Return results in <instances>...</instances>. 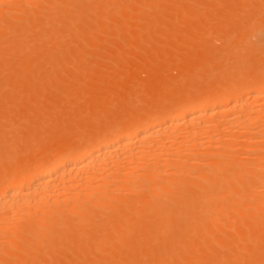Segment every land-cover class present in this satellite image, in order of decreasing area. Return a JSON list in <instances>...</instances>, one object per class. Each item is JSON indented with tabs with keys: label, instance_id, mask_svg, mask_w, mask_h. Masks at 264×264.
Instances as JSON below:
<instances>
[{
	"label": "bare ground",
	"instance_id": "1",
	"mask_svg": "<svg viewBox=\"0 0 264 264\" xmlns=\"http://www.w3.org/2000/svg\"><path fill=\"white\" fill-rule=\"evenodd\" d=\"M4 1L7 3L6 9L9 12L20 8V6L24 7V5L37 6L41 0H21V3L15 0H0V3ZM58 1L60 2L59 4L57 3ZM71 1L72 0H57L56 2H51L50 5L48 4L49 6L53 5V8L56 4L58 10L51 18L50 22L52 25H56L55 23L57 21H62L67 17L72 7L78 6L75 2ZM113 1L115 0H103L102 3L111 4ZM23 10L24 11L21 10L23 18L25 15H28L27 19L31 21V23H29L28 20L26 21L30 24V27L27 23L25 25L28 29V31H26L27 33L32 30L31 28L41 23L40 21V23H38V19L41 17L35 18L37 13L32 11L25 12L27 11L26 9ZM25 19L26 18H24V20ZM7 21L9 20L6 17L4 18L3 14V22L6 24V27L10 24L7 23ZM14 25L15 24L12 23V26ZM50 27L52 26L48 25L46 29H50ZM43 28L45 29V27ZM44 29L39 30L42 32L46 30ZM244 31L245 30L242 32ZM22 32L24 33L25 31ZM34 32H37V36L40 34L38 38L43 36L44 38H40V40L42 39L43 41L48 40L51 36L50 34H52L51 29L48 31L50 34L47 36L49 37L44 36V32L42 33L43 35L37 30ZM96 32L97 31H95V33ZM23 33H17L19 36L17 42L15 40L17 39L15 38L16 36L13 39L15 41L14 44L24 47H21V49H23L22 52L28 47L27 44H25L28 40H26V35L24 36ZM29 33L31 34V32ZM29 33H27V36L30 35ZM84 34H82V36H85ZM56 35L57 34H55L54 37H56ZM21 36L24 37L20 39ZM30 36L35 35L31 34ZM69 37L68 39H70ZM61 39L58 38V41ZM13 40L11 41L13 42ZM53 41L58 42L57 39ZM61 41H59V43H54L60 44ZM69 42L71 44V41ZM229 42L230 41H228V43ZM6 43H8V41ZM23 43L24 45H22ZM32 43L36 47L37 44H41V41H37V43L33 41L29 43L30 46ZM14 44L12 46H15ZM30 46V49L35 48L34 46L31 48ZM42 46H44V44ZM20 47L15 49L18 51ZM37 47L36 51L40 50L42 55V50L47 48L46 45L42 48L39 47L40 49ZM48 48L50 49L51 47L48 46ZM48 48L46 50H48ZM181 48L183 47L181 46ZM2 49L4 50L5 48ZM40 51L36 52V54L38 55ZM53 53L54 51L50 53L51 56H49V53L46 54L52 58L53 55L58 56L55 54L56 52ZM68 53L70 54V52ZM253 53L256 54L257 52ZM238 54H240V52ZM30 55L32 54L30 53ZM63 58L64 62H66V57ZM74 58L75 62H78L76 61L78 60L77 57ZM210 58L211 57H208V60ZM34 59L33 61H35ZM211 60L212 58L210 61ZM82 65L84 64L82 63ZM60 66L62 67L61 64ZM86 67L87 66L83 67L84 69L82 70H87L88 68L85 69ZM209 67L211 66L209 65ZM23 70L25 69L22 68V73ZM59 70L62 69L60 68ZM212 71L214 70L212 69ZM56 73L57 72H55V74ZM224 74L226 73L224 72ZM58 75H55L56 78ZM242 76L240 78H242ZM207 77L204 78L206 79ZM58 78H60V76H58ZM207 80L210 81L208 78ZM139 83L140 82H137L138 85ZM182 83L184 84V82H181V84ZM192 83L193 81L191 84ZM53 84L50 81L48 85L52 86ZM204 84L208 83L204 81ZM201 85L200 87H205V85ZM244 85L245 86H242V92L249 96L242 94L245 97L241 95V97L237 96L234 98L226 93L218 92L214 95H204L203 97L201 95V97L198 98L199 100L195 99L193 101L191 99L192 102L185 98L186 100L183 99L184 102L177 105V107L179 106L177 109H175L176 107L173 108L174 113L171 109V115L162 116L163 114L160 115V113H155V116H148V119L142 117L135 124L124 127L122 131L115 128L119 133L114 136H110L112 134L102 136L96 140L97 142L90 139L82 142L79 141L78 143L76 142L75 148L71 144V146H73L71 147L73 149H71V151L67 149L69 148L67 147L69 145H67L66 147L64 146L65 149H59L57 152L55 151V153L50 152V154H53L51 157L52 159H44V161L41 157L39 160L38 157H34L36 159L34 161L33 158L32 165L38 164L31 167V170L26 173H22L21 175L18 174L15 176L16 178L12 177L13 174L8 176V173L5 175V177L0 180V263L44 264L45 262L48 264H104V260L108 261V256L110 257V254H112L113 262L115 263L111 261V264H120L121 261L118 260L124 259V255L127 257L123 260L124 263L122 261L123 264H264V82L262 81L255 86L249 84ZM235 87V85H231L228 87V90H232ZM43 88L46 89V87ZM137 90H139V88ZM162 92H164V90ZM145 96L144 93L143 98H145ZM103 97L101 98L104 99ZM157 98H159V96ZM37 99L35 98L34 100L37 101ZM63 100L65 101L66 99ZM106 100L104 102H107ZM132 101H135V99L132 98ZM41 102L43 101L41 100ZM163 102L166 101L163 100ZM97 104L98 103H95V105ZM133 104L137 105L136 102ZM155 104L156 103L153 105L155 106ZM36 105L39 104L36 103L35 106ZM143 105L147 106L145 104ZM98 106L100 105L98 104ZM163 107L161 106L159 109ZM36 108H38V106ZM36 108L34 110H37ZM132 108L130 107V109ZM148 108L149 107H147V109ZM38 109L41 110L44 108L39 107ZM48 111L49 110L45 111V113ZM149 111H151V109ZM10 112H13V110ZM50 112H48V114ZM142 112L144 113V111ZM12 114H8V117ZM37 114H40V112ZM203 115H205V117ZM82 116L80 118H83L85 115ZM13 117L15 116H12V118ZM202 117L205 119L203 120ZM206 118L209 120L206 121ZM34 119L36 118L34 117ZM103 119L105 118L103 117ZM113 120L111 121L113 122ZM116 121L122 122L120 119ZM96 122L97 121H95V123ZM95 123L94 125H96ZM116 126L117 124L115 127ZM112 129H114V127ZM19 136H21V134ZM23 161L25 162L28 160ZM13 162L12 164L10 163L11 166ZM16 164H18V162ZM11 166L9 165L8 167ZM23 167L24 165L22 168L20 166L21 169H23ZM15 171H18V168ZM1 176L4 175L1 174ZM214 243L221 244L223 250H218L219 252L213 250L212 245ZM76 245H83L85 250H90L93 254L87 252L89 254L87 255L86 251L82 248V251L87 255L86 257L82 253V255L77 253L76 256H73L68 251L72 257H69V255L68 258H66L68 253L65 251L68 249L71 250V248ZM121 245L129 249L132 248L131 253L119 254L121 253L119 252L117 254L115 250L118 248L122 249L120 248ZM151 248H154V251H150L149 249ZM209 249H212L210 253L207 251ZM73 252H75L74 248ZM100 252H102V254ZM65 254L66 257H64ZM62 255H64V258ZM109 261L107 264H110Z\"/></svg>",
	"mask_w": 264,
	"mask_h": 264
},
{
	"label": "rangeland",
	"instance_id": "2",
	"mask_svg": "<svg viewBox=\"0 0 264 264\" xmlns=\"http://www.w3.org/2000/svg\"><path fill=\"white\" fill-rule=\"evenodd\" d=\"M15 1L21 3V0H15ZM56 1L57 0H48V1L41 0L39 1L37 6L24 5V7L20 6V8L11 10L9 12L6 9L7 3H5V1L0 3L1 4L0 17H2L0 18V28L2 27L0 29V180L1 178L3 179V177H5V175H7L8 173H9L8 176L13 174L12 177L16 178L15 176H17L18 174L21 175L22 173L24 174L27 171L31 170L30 169L31 167H34L36 164H38L36 163L35 165H32L34 157L36 158L38 157V160L40 157L43 160L44 159L46 160L52 157L53 154H50V152L55 153V151L57 152L59 149L62 148L65 149L67 145H69L67 147L70 148L67 149L71 151L72 149L71 147L74 146L75 148L76 146L75 144H77L79 141L82 142L84 140H89V139L92 141H96L98 138L106 135L108 136L110 134H112L110 136H114L117 133H119V131H122L124 127L135 124L140 118L142 117L147 118L148 116L151 117L155 113L156 114L160 113V115L163 114L162 116L171 115L172 114L171 111L173 110V108L176 107L175 109H177L179 107V106L177 107V105L179 103L181 104V102H184L183 99L184 100L189 99V101H191L192 99L194 101L195 99L201 97V95L203 97L204 95H214L218 92L226 93L230 97L233 96L234 98L237 96L241 97L242 94L245 95V93L242 92V88H243L242 86H245L244 84L255 86L261 83L262 81L264 82V39H263L264 38V17H263L264 0H210V1L208 0H166V1L165 0H115L111 2V4L102 3L103 0H72L71 2H75L78 6L72 7L70 9V11L67 14V17L63 19L64 21L63 20L57 21L55 23L57 26L54 24L52 25L50 22L52 16L58 12L57 5L55 4L54 8L52 7L53 5L49 6L51 2H56ZM57 3L59 4L60 2L58 1ZM23 9L27 10L25 12L32 11L37 13L36 14L37 16L35 18L41 17L38 19V23L40 22L42 23L36 25L37 28L43 30L44 29L43 27H45L46 29L48 25L52 26L50 27L52 34L48 33V31H50L49 28H47L46 30L44 29L45 31L41 32L35 26L31 28L32 30L29 31L31 32L32 35L34 34L35 36H30L31 34L29 32L27 33H29L30 35L27 36L26 31H28V29L26 28L27 26L25 27V25L27 23V25L29 26L30 24H28V22L31 23V21L27 19L28 15H25L24 18L26 19L24 20L22 16L23 15L22 11H24ZM3 14H4V18L6 17L9 20L7 21V23H10L9 25H7V27L6 24L3 22ZM27 20L28 22H26ZM11 21L13 24H15L14 26H12ZM22 21H24L25 23ZM71 22H72V26H71ZM68 28H70L71 30ZM34 29L39 31L41 35H43L42 33L44 32L45 33L44 36L46 37H49L47 36L49 34L51 36L53 34L54 35L52 37L50 36L51 38L49 37L48 40L43 41L42 39L40 40V38H42L43 36L42 37L40 36L38 38L40 34L37 36V32L35 33ZM114 29L117 31H115ZM243 30L245 31L242 32ZM22 31H25L24 32L25 34ZM95 31H97L96 32L97 34L95 33ZM17 33L18 34L23 33L24 36L26 35L27 38L26 40L28 41L27 42L25 41L26 42L25 44H27L28 50L25 48L26 49L24 50L25 52L24 51L22 52L23 49H21V47L23 46L20 47L18 44H14L15 43V41L13 40L14 37L16 36L15 38H17L15 39L16 42L19 39ZM92 33L95 34L91 35ZM55 34H57L56 37H54ZM82 34H84L85 36H82ZM65 35L67 40L65 39ZM24 36H21L20 39L23 38ZM7 37L9 38V40ZM68 37L70 39H68ZM240 37L242 40L240 39ZM58 38L59 39L63 38L65 41L61 39L62 41L59 40L61 41L60 44H55L54 42L56 41L53 40L57 39L58 41ZM11 40H13V42ZM7 41L8 43H6ZM30 41L31 42L35 41V43H37V41L38 42L41 41V44L39 43L37 44V46H39L40 48L44 47L45 45L47 48L48 46H50L51 50L49 48L48 50H46L47 48H45L44 50L41 49L43 51V55L42 52L38 50L40 52L37 55L36 54V52H38L36 51L37 46L35 47L33 43L30 46L29 44L31 43ZM59 41L56 43H59ZM69 41H71V44ZM228 41L230 42L228 43ZM13 44L15 46H12ZM43 44L44 46H42ZM22 45H24V43ZM29 46L31 48L32 46H34L35 48H32L33 49L32 50L29 48ZM181 46L183 48H181ZM19 47L20 50L18 49L17 51L16 49ZM39 47L37 48L40 49ZM2 48H5L4 49L5 51ZM53 51L54 53L56 52L55 54L58 56L53 55V58L49 57L51 56L50 53ZM68 52H70L72 59ZM239 52L240 54H238ZM253 52H257V53L255 54ZM30 53L32 55H30ZM46 53H49L50 55L48 56ZM63 57H66L67 60V61L65 60L66 62H64ZM74 57H77L78 60L76 61L78 62H75ZM208 57H211L212 60L216 59L214 60L215 62L211 60L214 64L210 61L211 58L208 60ZM79 58L81 61L79 60ZM33 59L35 61H33ZM82 63L84 65H82ZM60 64L62 65V67L60 66ZM209 65L211 67H209ZM85 66H87L85 69L88 68L89 70L88 69L82 70L84 69L83 67ZM22 68L27 70V71L23 70V73L25 74L22 73ZM60 68L62 70H59ZM212 69L214 71H212ZM55 72H57L56 73L57 75L61 74L58 75L60 76V78H58V76L56 78ZM86 72L88 75L86 74ZM224 72L226 74H224ZM196 74L197 76L198 75L199 76L197 77ZM241 76L242 78H240ZM204 77H207L210 81H208L207 78L205 79ZM203 78L204 81L207 82L208 84H204ZM195 79L198 81H196ZM41 81L43 82L45 81L44 82L45 84ZM50 81L52 84L54 83L55 85L54 84L52 86L48 85ZM192 81L193 83L191 84ZM137 82H140L139 85L137 84ZM181 82H184V84L183 83L181 84ZM41 83L43 87H46V89L41 86ZM197 83L199 84V88ZM192 85L193 87L196 86L194 87L195 89L192 87ZM200 85L201 86L205 85V87H200ZM231 85H235L236 87L232 90H228V87ZM138 88L139 90H137ZM159 90L162 94L159 92ZM163 90L164 92H162ZM144 93L146 95L145 98H143ZM185 93L187 96L185 95ZM244 95H242V97ZM158 96L159 98H157ZM245 96H249V95L246 94ZM101 97H103L104 99L106 98L107 100L106 99L105 100L107 102H104L105 100L102 99ZM35 98L36 99L38 98L37 101L34 100ZM132 98L135 99V101H132ZM63 99L66 100L64 101ZM41 100L43 102H41ZM163 100L166 102H163ZM263 100H264V96H263ZM135 102L137 103V105L133 104ZM36 103H38L39 105L35 106ZM95 103H98L102 108L98 106V104L95 105ZM142 103L147 106H144ZM154 103H156L157 105L155 104L154 106L153 105ZM163 105L165 108L163 107ZM37 106L38 108L39 107L44 108L41 109L43 111L36 108ZM161 106L163 108L159 109ZM130 107L133 108L130 109ZM147 107L149 108L147 109ZM35 108L37 110H34ZM150 109L151 111H149ZM12 110L13 112H10ZM47 110H49L48 112L51 111L50 113L52 115L50 113L48 114V112H46L47 113L46 114L45 111ZM53 111L55 112V114ZM142 111H144V113ZM39 112L40 114H37ZM8 114H12L9 115L10 119L8 117ZM82 114L83 116L84 115L85 116L83 117ZM41 115L44 117L46 116L45 117L46 119ZM12 116L15 117L12 118ZM33 116L36 119H34ZM81 116L83 118H80ZM203 116L205 117V115ZM103 117L105 119H103ZM119 119L123 123L116 121ZM202 119L204 120L205 118L202 117ZM111 120H113V122ZM208 120L209 119L206 118V121ZM95 121L97 122L95 123ZM94 123L96 125H94ZM116 124L117 126L119 125L121 127L119 126H118L119 128L117 126L115 127ZM113 127L114 129L117 128L119 131L117 129H115L114 131V129H112ZM109 129H111L112 131ZM20 134L21 136H19ZM71 144L73 146H71ZM36 158H34V161ZM23 160H28V161L24 162ZM12 162L13 165L11 166ZM17 162L18 164H16ZM29 162L32 163L30 164ZM14 163L18 168V171H15L17 170V168L15 167ZM9 165L12 168L8 167ZM23 165L25 167V168L23 167L24 171L23 169H21ZM1 171L3 173L4 172L7 173L3 174ZM1 174L4 176H1ZM80 246L79 245L73 246L71 250L68 249L65 252L68 253L69 251L70 254L73 256H76L77 253L80 255L83 254L85 255V257L90 253L93 254L90 250L89 251L87 249L85 250L83 248L84 247L83 245ZM73 248L75 252H73ZM82 248L84 249V251H86V253L88 252L89 254L87 253L86 255V253L82 251L83 250ZM120 248L122 249L118 248L115 250L117 254L119 252H121L119 254L128 253V252L131 253L132 250V248L129 249L124 245H121ZM212 249L215 251L218 250L220 251L223 250V246L221 244L214 243L212 245ZM149 250L154 251V248H151ZM211 250L210 249L207 250L208 253H210ZM100 253L102 254V252ZM70 254L68 253L67 257L66 254L65 256L62 255V257L64 256L68 258ZM71 255L69 257H72ZM125 257L127 256L124 255V259ZM124 259L118 260L121 261L120 264L124 263L123 261ZM105 261L107 260H104V264L105 263L107 264L108 261L111 264V261L113 262L112 254H110V257L108 256V261L107 262ZM44 264H48V263L44 262Z\"/></svg>",
	"mask_w": 264,
	"mask_h": 264
}]
</instances>
